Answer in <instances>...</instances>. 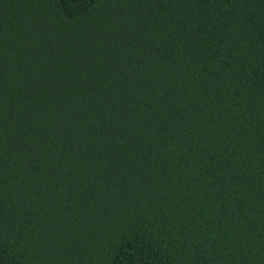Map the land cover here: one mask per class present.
<instances>
[{
    "label": "trees",
    "instance_id": "obj_1",
    "mask_svg": "<svg viewBox=\"0 0 264 264\" xmlns=\"http://www.w3.org/2000/svg\"><path fill=\"white\" fill-rule=\"evenodd\" d=\"M0 264H264V0H0Z\"/></svg>",
    "mask_w": 264,
    "mask_h": 264
}]
</instances>
